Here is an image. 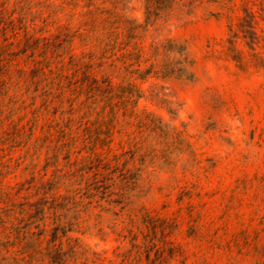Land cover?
I'll return each instance as SVG.
<instances>
[{
    "label": "rangeland",
    "instance_id": "obj_1",
    "mask_svg": "<svg viewBox=\"0 0 264 264\" xmlns=\"http://www.w3.org/2000/svg\"><path fill=\"white\" fill-rule=\"evenodd\" d=\"M24 1L0 0L4 26L15 24L0 45L14 53ZM146 4L79 0L57 16L69 29L65 62L74 56L100 82L74 92L81 72L64 80L63 110L72 106L90 147L120 156L126 171L105 202L64 206L69 264H264V0H172L151 16ZM15 65L0 55V74L15 76ZM44 84L30 92L39 97ZM31 111L0 108V209L6 194L18 201L7 189L18 175L54 171L14 144L45 137L43 116L29 129Z\"/></svg>",
    "mask_w": 264,
    "mask_h": 264
},
{
    "label": "trees",
    "instance_id": "obj_2",
    "mask_svg": "<svg viewBox=\"0 0 264 264\" xmlns=\"http://www.w3.org/2000/svg\"><path fill=\"white\" fill-rule=\"evenodd\" d=\"M77 1L25 0L23 44L20 41L16 43L15 53L6 45H0V55L8 54L16 61L12 69L15 76L0 74V108L9 102H18L32 109L31 130L37 126L39 117L45 118L41 128L45 137L41 142L37 138L33 145L27 140L23 144L13 140L14 144L23 145L27 159L44 156L45 171L49 167L54 170L47 178L34 172L21 173L17 176L20 181L13 187H7L9 194L10 190L13 191L18 201L9 200L10 195L6 194V209H0V264H69L70 257L63 250L62 238L70 232L72 224L66 221L70 211H64V206L72 207L74 212L84 200H88L86 208L91 207L93 203L105 202L109 189L120 191L123 185L126 171L121 157L97 153L93 143L90 147L86 124L82 120L75 122L71 117L76 110L72 106L67 112L63 110L64 80L70 84L81 72L84 82L72 85V91H83L87 83L94 92L100 90V82L86 72L84 64L74 56H69L65 62L70 52L69 29L58 25L57 16L70 12L68 9L76 7ZM86 1L92 4L96 0ZM146 1L145 11L149 16L157 8L172 2ZM17 5L19 2L16 9ZM4 25L3 10H0V33L5 32L8 26L15 29V24ZM42 83H45L44 93L39 97H44L45 106L38 108L36 100L39 97L34 95L38 89L30 92V88H37ZM64 153L65 164L57 170L56 161ZM60 188L63 194H59ZM62 211L64 214H60ZM73 225L78 226L79 223ZM9 245L19 247L17 254L2 252Z\"/></svg>",
    "mask_w": 264,
    "mask_h": 264
}]
</instances>
